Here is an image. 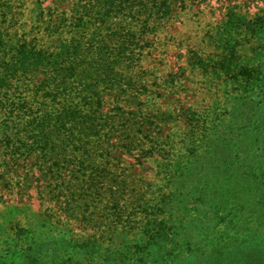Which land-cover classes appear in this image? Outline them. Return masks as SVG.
<instances>
[{
    "label": "rangeland",
    "instance_id": "374dc122",
    "mask_svg": "<svg viewBox=\"0 0 264 264\" xmlns=\"http://www.w3.org/2000/svg\"><path fill=\"white\" fill-rule=\"evenodd\" d=\"M95 2L0 0V64L8 63L4 58L8 51H22L26 44L54 51L73 38L144 32L141 59L117 67L135 83L128 92L101 93L103 101L97 107L104 115L125 118L119 125L128 130L129 148L113 137L106 155L97 152L93 143L87 147L90 157L80 152L81 146H71L68 160H58L42 157L39 151L11 155L0 135V264H88V256L83 251L74 253L72 247L91 239L114 252H128V240L143 231L147 216L139 207L141 200L147 204L152 191L166 185L165 165L183 162L187 148L193 142L202 143L207 123L215 148L260 140L259 155L264 154V33L240 46L249 29L237 24L239 18L264 19V0H167L155 10L161 20L143 27L114 14L107 25L92 16L88 27L76 28L79 19L86 18L81 13ZM122 15L130 17V11ZM231 39H238V47L226 46L232 47V61L225 63L221 42ZM237 74H241L239 80ZM193 127H198L199 135L191 139L188 129ZM212 166L224 171L219 168L222 164ZM106 174L109 181L125 182L126 189L112 181L103 184L98 177L106 178ZM99 182L114 189L102 190ZM180 186L175 179V192ZM110 191L118 197L117 208ZM125 207L130 208L119 217L118 210ZM231 207L220 210V217L229 215L218 227L214 213L193 204L190 213L174 208L173 219L167 208V220L177 227L197 230V225L200 232L210 229L231 241L223 255L210 251L207 240H198L195 262L264 264V208L259 198L249 199L246 220L231 216ZM115 219L136 221L126 241L117 231L112 239H103L102 232L114 226Z\"/></svg>",
    "mask_w": 264,
    "mask_h": 264
},
{
    "label": "trees",
    "instance_id": "16d2710c",
    "mask_svg": "<svg viewBox=\"0 0 264 264\" xmlns=\"http://www.w3.org/2000/svg\"><path fill=\"white\" fill-rule=\"evenodd\" d=\"M95 1L91 9L81 13L86 18H80V24L78 22L76 28L88 27L87 20H91L92 16H97L102 19L103 25H107L114 14L122 21L130 19L143 27L149 21L161 20L155 10L167 0ZM127 11H130V17L122 18V13ZM161 16L165 17L164 14ZM242 23L248 27L249 34L239 40L240 46L252 43L258 34L264 33V19L261 16L252 20L239 18L238 27ZM143 33L129 31L114 37V34H109L100 35V38H73L54 51L32 48L29 44L23 46L22 51L16 50L14 54V48L8 51L4 57L8 58V63L0 64V135L10 146V154L21 152L24 155L25 152L39 151L42 157L68 160L71 146H81L80 152L90 157L92 151L87 150V147L94 143L96 151L106 155L109 153L106 145L111 144L113 137L121 140L119 143L131 146L132 142L125 140L128 130L119 125L125 118L121 114L104 115L97 107L103 101L101 93L114 90L118 93L128 92V88L135 83L131 79H125L124 72L118 71L117 67L127 63L132 65L141 59L144 55L141 47ZM237 40L221 42L225 47V63L232 61V47L226 46L234 43L237 48ZM240 75H235L237 80ZM38 90L40 93H35ZM205 126L204 122L203 127ZM208 127L209 123L202 143L193 142L191 148H187L182 163L179 162L176 166L165 165L166 185L158 191H152L153 198L147 204L141 200L139 207L147 215V222L144 220L143 231L139 235L128 240V252H114L111 247L104 248L92 239L82 245L75 244L73 252L83 251L89 258L88 264H201L193 260L194 249L198 240H203V243L207 240L210 251L227 254V243L231 241H226L220 235L216 236L215 231L204 229L200 232L197 225V230L187 225L177 227L171 220H167V208L173 219L174 208L179 206L184 213H190L189 206L193 204L208 209L211 215L214 213L218 218L215 220L218 227L220 222H224L225 216L229 215L220 217V210L228 206H232L231 216L242 219L248 215L250 198L252 201L259 198V203L264 208V154L259 155L260 140L245 146L225 145L217 149L212 142V129ZM197 128L188 129V133L193 134L191 139L199 135ZM12 146L17 149L13 150ZM118 146L126 148L120 144ZM215 164H222L219 168H224V171H217V167L212 166ZM105 177H98L104 181L103 184L115 182L114 179L109 181L107 174ZM175 179L181 184L176 192ZM98 184V188L107 192L114 189V186L104 188L102 182ZM115 184L126 189L125 182L116 181ZM170 190L172 193L168 192ZM110 192L113 207L117 208L118 197L114 191ZM129 208L118 210L119 217L123 218ZM241 223L244 221L239 220V224ZM136 226L133 219L126 222L115 219L114 226L112 223L102 232L103 239H112L117 231L126 241L127 235ZM186 253L190 254L184 260L182 255Z\"/></svg>",
    "mask_w": 264,
    "mask_h": 264
}]
</instances>
